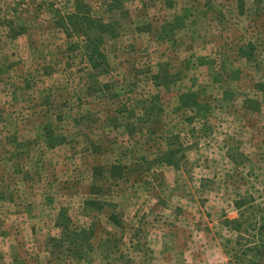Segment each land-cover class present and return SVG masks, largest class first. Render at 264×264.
I'll list each match as a JSON object with an SVG mask.
<instances>
[{
    "label": "rangeland",
    "instance_id": "rangeland-1",
    "mask_svg": "<svg viewBox=\"0 0 264 264\" xmlns=\"http://www.w3.org/2000/svg\"><path fill=\"white\" fill-rule=\"evenodd\" d=\"M0 264H264V0H0Z\"/></svg>",
    "mask_w": 264,
    "mask_h": 264
},
{
    "label": "trees",
    "instance_id": "trees-1",
    "mask_svg": "<svg viewBox=\"0 0 264 264\" xmlns=\"http://www.w3.org/2000/svg\"><path fill=\"white\" fill-rule=\"evenodd\" d=\"M178 148H180V147L178 146ZM178 150H179V149L176 148V149L172 150L171 152L175 155V154L177 153ZM64 222H65V221H64ZM64 222H63V223H64ZM67 239H69V238H67Z\"/></svg>",
    "mask_w": 264,
    "mask_h": 264
}]
</instances>
